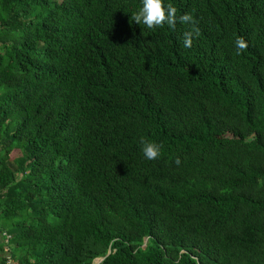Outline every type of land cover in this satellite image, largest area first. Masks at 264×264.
I'll return each mask as SVG.
<instances>
[{
	"label": "trees",
	"instance_id": "1",
	"mask_svg": "<svg viewBox=\"0 0 264 264\" xmlns=\"http://www.w3.org/2000/svg\"><path fill=\"white\" fill-rule=\"evenodd\" d=\"M166 3L0 0V264H264V0Z\"/></svg>",
	"mask_w": 264,
	"mask_h": 264
},
{
	"label": "clouds",
	"instance_id": "2",
	"mask_svg": "<svg viewBox=\"0 0 264 264\" xmlns=\"http://www.w3.org/2000/svg\"><path fill=\"white\" fill-rule=\"evenodd\" d=\"M177 9L171 4L166 3V0H140L139 7L132 13V19L148 28L163 27L167 24L174 27L176 23ZM182 23H192L194 18L190 13H185L179 17ZM192 46V33L184 34V47ZM237 51L247 48V43L242 38L235 40ZM141 150L148 160L157 159L160 155V145L158 143L141 139ZM179 163V159L176 161Z\"/></svg>",
	"mask_w": 264,
	"mask_h": 264
},
{
	"label": "built area",
	"instance_id": "3",
	"mask_svg": "<svg viewBox=\"0 0 264 264\" xmlns=\"http://www.w3.org/2000/svg\"><path fill=\"white\" fill-rule=\"evenodd\" d=\"M3 236H4L3 240H4L5 242H7L8 239H9V237H10V235L7 234L6 232H3ZM3 264H13L12 259H11V258H7V259H5Z\"/></svg>",
	"mask_w": 264,
	"mask_h": 264
},
{
	"label": "rangeland",
	"instance_id": "4",
	"mask_svg": "<svg viewBox=\"0 0 264 264\" xmlns=\"http://www.w3.org/2000/svg\"><path fill=\"white\" fill-rule=\"evenodd\" d=\"M18 153H19V151L16 149V150L13 151V154H12V155L14 156V155H17ZM0 233L3 234V232H0ZM2 239H3V238L0 236V240H2ZM3 247H6V245L4 244ZM96 261H97V260H96Z\"/></svg>",
	"mask_w": 264,
	"mask_h": 264
}]
</instances>
